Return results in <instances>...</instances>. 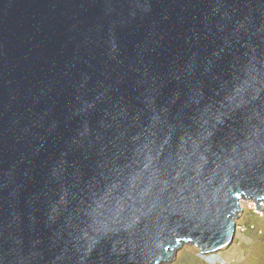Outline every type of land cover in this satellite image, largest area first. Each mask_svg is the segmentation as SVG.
Segmentation results:
<instances>
[{"label": "water", "instance_id": "95a60500", "mask_svg": "<svg viewBox=\"0 0 264 264\" xmlns=\"http://www.w3.org/2000/svg\"><path fill=\"white\" fill-rule=\"evenodd\" d=\"M264 205V0H0V264H166Z\"/></svg>", "mask_w": 264, "mask_h": 264}, {"label": "rangeland", "instance_id": "374dc122", "mask_svg": "<svg viewBox=\"0 0 264 264\" xmlns=\"http://www.w3.org/2000/svg\"><path fill=\"white\" fill-rule=\"evenodd\" d=\"M241 213L235 220L236 230L235 238L228 249L218 252L217 255L224 264H264V206L263 210H257L251 200L240 202ZM254 224L262 232L261 235L250 231L240 232L244 226ZM211 255H201L199 250L191 245L183 246L172 258L171 262L166 264H215Z\"/></svg>", "mask_w": 264, "mask_h": 264}, {"label": "built area", "instance_id": "2783aa9c", "mask_svg": "<svg viewBox=\"0 0 264 264\" xmlns=\"http://www.w3.org/2000/svg\"><path fill=\"white\" fill-rule=\"evenodd\" d=\"M236 229L238 230L239 227H236ZM248 229H249L250 231H253V232L256 233L257 235H261V234H262V232H261L260 230H258V229H257L255 226H253V225H251L249 228H246V227L241 228L240 232L243 233V232L247 231ZM233 262H234V261H231L230 264H232Z\"/></svg>", "mask_w": 264, "mask_h": 264}, {"label": "clouds", "instance_id": "9594fccd", "mask_svg": "<svg viewBox=\"0 0 264 264\" xmlns=\"http://www.w3.org/2000/svg\"><path fill=\"white\" fill-rule=\"evenodd\" d=\"M237 230V229H236ZM209 258V261H210V258H212L213 259V261H215V264H222L221 263V259L219 258V257H217V255H211V257H208Z\"/></svg>", "mask_w": 264, "mask_h": 264}, {"label": "trees", "instance_id": "16d2710c", "mask_svg": "<svg viewBox=\"0 0 264 264\" xmlns=\"http://www.w3.org/2000/svg\"><path fill=\"white\" fill-rule=\"evenodd\" d=\"M251 225L255 226L254 224H251ZM251 225H249V226H247V227L244 226V227L249 228ZM255 227L259 230L258 226H255ZM247 231H250V230L248 229ZM250 232L254 233L253 231H250ZM232 261H234V260H232ZM224 264H230V263L225 262Z\"/></svg>", "mask_w": 264, "mask_h": 264}, {"label": "bare ground", "instance_id": "6f19581e", "mask_svg": "<svg viewBox=\"0 0 264 264\" xmlns=\"http://www.w3.org/2000/svg\"><path fill=\"white\" fill-rule=\"evenodd\" d=\"M262 206H264V205H262ZM262 208V207H261ZM242 209V208H241ZM262 210H263V208H262Z\"/></svg>", "mask_w": 264, "mask_h": 264}]
</instances>
